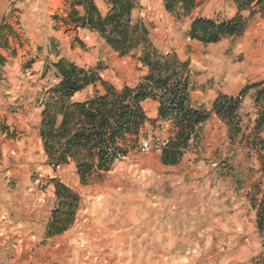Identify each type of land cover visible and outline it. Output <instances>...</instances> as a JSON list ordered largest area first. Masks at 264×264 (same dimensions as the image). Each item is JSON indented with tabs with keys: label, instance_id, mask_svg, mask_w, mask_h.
Listing matches in <instances>:
<instances>
[{
	"label": "rangeland",
	"instance_id": "374dc122",
	"mask_svg": "<svg viewBox=\"0 0 264 264\" xmlns=\"http://www.w3.org/2000/svg\"><path fill=\"white\" fill-rule=\"evenodd\" d=\"M136 8L132 18L146 24L158 50L174 51L182 60H189L194 106L210 109L217 93L236 94L246 84L264 81V64L259 61L264 57V12L250 19L240 36L202 44L186 35L189 18L177 20L169 12L165 16L161 0H142ZM197 13L226 18L234 14V8L230 0H209ZM11 14L9 11L7 18ZM61 48L79 66L101 64V77L117 88L136 84L144 74L133 53L121 56L113 52L90 30L78 35L69 32V43L62 41ZM6 56L16 58L0 69L3 101H8L9 81L16 78L24 81L20 95L28 105L38 100L47 84L56 82L52 68L51 73L46 70L50 59L43 58L39 49L34 55L25 50L18 56ZM35 59L40 68L30 73ZM94 90L89 86L77 97L84 98ZM252 95L250 89L239 110L245 134L255 118ZM22 132L18 129L15 135ZM150 133L143 131L128 156L87 185L80 183L73 165L55 171L81 197L74 223L59 236L71 239L72 248L53 258L52 242H47L48 246H41L39 260L19 264H264V237L256 229L248 195L255 183L264 182L261 152L240 137L230 140L225 126L218 125L212 134L200 132L191 159L165 167L154 150L158 133ZM45 186V181L38 184L41 190Z\"/></svg>",
	"mask_w": 264,
	"mask_h": 264
},
{
	"label": "trees",
	"instance_id": "16d2710c",
	"mask_svg": "<svg viewBox=\"0 0 264 264\" xmlns=\"http://www.w3.org/2000/svg\"><path fill=\"white\" fill-rule=\"evenodd\" d=\"M162 1L165 10L177 20L191 17L186 35L202 44L240 36L248 21L264 12V0H230L234 14L226 18L192 16L209 0ZM106 4L103 13L94 0H68L66 15L54 19L66 31L80 28L95 32L121 56L133 53L144 74L136 84L117 88L101 77V64L79 66L64 56L52 62L56 82L43 89L37 100L42 107L39 137L48 163L56 169L72 162L80 183L87 185L93 179H101L116 161L137 147L146 123L154 127L156 121H161L168 123V135L154 147L160 149L161 164L175 165L197 142L199 125L214 113L230 140L240 137L261 152L264 170V81L246 84L236 94L217 93L210 109L194 106L189 60L154 46L146 24L132 18L137 0H106ZM12 34L17 36L9 24H0V48L15 55L8 43ZM7 61L0 53V66ZM89 86L95 89L93 94L77 98ZM250 89L256 112L253 126L245 134L239 110ZM147 99L157 102L156 119H149L143 109L142 103ZM54 194L56 204L45 228L46 238L67 230L81 203L79 193L59 180L54 182ZM248 195L255 211L256 229L264 237V182L255 183Z\"/></svg>",
	"mask_w": 264,
	"mask_h": 264
},
{
	"label": "crops",
	"instance_id": "0c3cea01",
	"mask_svg": "<svg viewBox=\"0 0 264 264\" xmlns=\"http://www.w3.org/2000/svg\"><path fill=\"white\" fill-rule=\"evenodd\" d=\"M94 1L101 12H106V0ZM140 1L142 0H137V2ZM161 4L162 12L166 16L168 12L164 9L162 0ZM67 7L68 0H0V24H9L18 36L15 37L12 34L8 37V43L15 50V55L18 56L25 50L34 55L35 49H39L43 58L47 56V59H50L48 62L49 68H46L47 72L51 73V68L54 71V68L51 67V61L54 62L59 57L64 56L61 48L62 41H68L69 43V32L72 31H66L63 27H59L60 23L55 22L54 16L56 14L58 18L64 17ZM9 11L12 12L11 18H7ZM197 11L198 9L192 16H196ZM187 18L190 22L191 17ZM80 31L89 30L78 28L76 30L77 35ZM51 42H54L55 45L51 46ZM0 53L4 56L10 55L9 51L3 48H0ZM35 53L38 54V52ZM52 56L55 57L53 60H51ZM12 58L9 57L6 64H11V60L16 57ZM36 62H38V59H35V63L31 64L30 73H33V69L37 72L40 68L36 66ZM0 69H5L4 65L0 66ZM36 75L37 73L33 74V76ZM9 82L8 101L2 100L0 92V105L3 106H0V113L5 114V117L2 115L0 117V263L19 264L24 261H37L42 252L41 246H48L47 242H52L51 257L57 258L59 252L67 253L66 250L72 248L73 241L59 237L66 233L72 225L53 237L46 238L44 236L51 209L56 204L54 182L59 180L64 183L61 175L55 173V171L63 166L73 165L74 167V164L71 162L55 169L52 164L48 163L39 137L42 107L38 101L29 105L28 102L24 103L20 95L22 93L21 83L24 82L22 79L18 80L16 78L15 81ZM49 86H51L50 83L47 84V87ZM10 104L21 107L15 109L10 107ZM142 106L149 119H156V101L147 99L142 103ZM12 108L15 109L13 113L11 112ZM4 121L5 126H1ZM218 125L224 128L216 115L211 113L209 118L199 125L198 137L201 131L203 134L214 133ZM167 126V122L161 121H156L154 127L146 123L144 131L148 132L150 130V134L153 135L158 133L154 140L162 142L168 135ZM18 129H22L23 132L15 135ZM193 146L191 145L177 164L163 165L161 162L160 164L165 167H175L182 160L191 159V151H194ZM154 150L159 154L160 160V149L155 147ZM199 163L198 161L196 165L198 166ZM36 174L37 177H35ZM41 181L46 182V186L42 190L38 187ZM41 241L44 242L43 245L40 244Z\"/></svg>",
	"mask_w": 264,
	"mask_h": 264
},
{
	"label": "bare ground",
	"instance_id": "6f19581e",
	"mask_svg": "<svg viewBox=\"0 0 264 264\" xmlns=\"http://www.w3.org/2000/svg\"><path fill=\"white\" fill-rule=\"evenodd\" d=\"M259 61H261L264 64V57H262Z\"/></svg>",
	"mask_w": 264,
	"mask_h": 264
},
{
	"label": "built area",
	"instance_id": "2783aa9c",
	"mask_svg": "<svg viewBox=\"0 0 264 264\" xmlns=\"http://www.w3.org/2000/svg\"><path fill=\"white\" fill-rule=\"evenodd\" d=\"M143 145H144V147L148 146V142H144Z\"/></svg>",
	"mask_w": 264,
	"mask_h": 264
}]
</instances>
